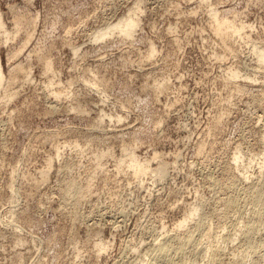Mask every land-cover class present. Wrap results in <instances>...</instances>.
Listing matches in <instances>:
<instances>
[{"label": "rangeland", "instance_id": "obj_1", "mask_svg": "<svg viewBox=\"0 0 264 264\" xmlns=\"http://www.w3.org/2000/svg\"><path fill=\"white\" fill-rule=\"evenodd\" d=\"M136 1L0 0L9 30L22 19L15 39L0 33L6 79L18 66L32 77L10 86L18 89L10 101L0 97V264H264V66L255 52L264 46V0H142L133 37L94 40ZM213 7L247 23V37L224 42ZM235 67L242 76L231 79ZM94 77L106 101L89 85ZM108 111L115 117L100 120ZM130 140L150 160L147 174L118 169ZM108 149L101 166L96 153ZM194 203L209 224L194 231L190 251L186 243L185 252L151 258L167 233L193 230L197 219L177 224ZM218 243L211 261L208 246Z\"/></svg>", "mask_w": 264, "mask_h": 264}, {"label": "bare ground", "instance_id": "obj_2", "mask_svg": "<svg viewBox=\"0 0 264 264\" xmlns=\"http://www.w3.org/2000/svg\"><path fill=\"white\" fill-rule=\"evenodd\" d=\"M144 1V0H143ZM142 0H137L136 2H135V4H134V6H132L131 8H129V10L126 12V13H124L123 15H121L120 17H118L117 19H115V20H112V21H110V22H107V23H105L104 25H102L101 27H98L97 29H96V31L94 32V40H101V39H106V37H109V36H111V35H115L116 33H118V34H121V35H123L124 37H133V35H134V33L136 32V30H137V27L139 26L140 27V24H141V19H140V13H141V5H142V2H143ZM204 1H208V0H204ZM211 15H212V17H213V20H214V24H213V28H214V30H215V33H217L220 37H221V39L224 41V42H229L228 40L229 39H232V38H234V37H238V36H240V38L242 37H247V35H246V28H248L249 27V25H247V23H245V22H239V21H237L236 20V18H231V17H228V16H226V17H221L220 16V14H219V9L218 8H216V7H213L212 8V11H211ZM26 18V17H25ZM23 19H24V17H23ZM21 20L22 19H20L19 17L18 18H16V20H15V29L13 30V31H11V30H9L8 28H7V26H6V23H5V21H4V19H3V17H2V15H1V13H0V33H2V35H3V37H4V39H5V42L6 43H8L9 41H11L12 39H15L16 38V36H17V33L19 32V30H20V28H21ZM25 23V22H24ZM253 27V26H252ZM138 31V30H137ZM136 34V33H135ZM33 38V33H30L29 35H28V39H27V41H26V43H25V46L31 41V39ZM244 39V38H243ZM150 43H152V42H150ZM225 43V44H226ZM228 44V43H227ZM227 44H226V46H227ZM230 44V43H229ZM80 45V44H79ZM79 45L78 46H76V45H74L73 47H72V49H74V51L75 52H78V50H79ZM150 49H149V52H148V56L149 57H152V56H155V54L157 53V47L154 45V43H152V44H150ZM230 47H231V45H230ZM230 47H227V48H230ZM232 50H234L233 49V46H232V48H231ZM228 50V49H227ZM230 50V49H229ZM255 52H256V54H257V57H258V60H259V62H260V64H263L262 66H264V46H261V47H255ZM15 55H17V54H15ZM100 65V64H99ZM101 65H102V63H101ZM101 67H103V65L101 66ZM97 69H100V68H97ZM97 69H95V70H97ZM44 71L46 72V73H51V72H53L54 71V67H53V61H52V59H50V58H48V59H46L45 61H44ZM100 71V70H99ZM18 72L20 73V75H17V76H15V78H13V77H10L9 79H6V75H5V73H4V69H3V65H2V62H1V55H0V92H3L2 93V95H0V97L2 98L1 100H3V101H6V102H8V101H10L13 97H15L16 96V94H17V90L18 89H11L10 88V86H12V85H14V84H17V87L18 86H21V85H23V83L26 81V80H30L32 77H31V70L30 69H28V70H26L24 67H22V66H18ZM95 73V72H94ZM97 73V72H96ZM95 73V74H96ZM96 76H98V75H96ZM229 76H230V78L231 79H233V78H239V77H241L242 76V73H241V70L240 69H238V68H231L230 69V72H229ZM20 79H22L21 81H20ZM102 81H103V79H99L98 77H94L93 79H90V80H88V82H89V85L90 86H94V87H96V88H98V90H100L101 89V83H102ZM50 83L51 84H55L56 82H53L52 80L50 81ZM161 85V84H160ZM163 85V84H162ZM158 86V85H157ZM240 87H241V85H239ZM160 88H161V86H160ZM156 89H158V87L156 88ZM161 90V89H160ZM101 93H104L105 95H106V97H103L102 99L104 100V101H106V98L108 97V94L106 93V92H104L103 91V89H101ZM60 93L61 92H58V91H56L55 90V95L56 96H60ZM56 100V99H55ZM52 101H54V100H52ZM51 101V102H52ZM57 101V100H56ZM54 103V102H53ZM122 103H124L123 101H122ZM121 104V103H120ZM122 105V104H121ZM124 105V104H123ZM55 106V105H54ZM53 106V107H54ZM75 106V105H74ZM73 106V107H74ZM76 107V106H75ZM78 108V107H77ZM80 109H81V107H80ZM103 111H105V109L103 108ZM111 113H112V111H111ZM106 115H108V116H110L111 118L112 117H115L114 115H112V114H109V111H108V113L107 112H104V113H102V116L100 117V120H102V119H104V117L106 116ZM120 115V114H119ZM122 119V117L121 116H118V120H121ZM131 141V140H130ZM136 144H135V142L134 141H131V142H126V143H124V145H123V148H124V154L123 155H121V157L118 159V169H122V167H124L125 165L126 166H128L127 168H131L132 170H133V173H135V174H147L148 172H149V170H150V167H151V162H150V160H148V159H144L143 160V158H141L140 156H139V154L137 153V151H136ZM75 147H81L82 148V144L80 143V142H78L77 140L75 141ZM57 153H58V156H61L62 155V151H61V149L59 148V150L57 151ZM112 153V150H110V149H108V150H105V151H101V152H99V153H96V155H97V157L96 158H98V160H99V162H98V164L99 165H103V157L104 156H106V155H110ZM244 151H243V149L242 148H240V147H238L237 148V151H235V153H234V157H233V160H234V162L233 163H235V165H237L238 167L237 168H239V166H241V164L243 163V157H245V155H244ZM103 160V161H102ZM255 160V157H251L250 158V162H249V165L253 162ZM49 163H51L50 161H49ZM260 164H261V166L263 167L264 166V157H263V160L260 162ZM123 170V169H122ZM125 170V169H124ZM159 170H164V167L163 166H160L159 167V169L157 170V171H159ZM48 172H49V168L48 169H43V171H42V173H43V176L44 177H46L47 175H48ZM161 175H163V173L162 174H160V175H156V176H161ZM245 179L247 180L249 177H250V175L247 173V170L245 171ZM222 200H224V198L222 199L221 198V201ZM199 210H200V205L199 204H197V203H194L192 206H191V208H190V212L188 213V214H186L184 217H183V219H181L180 221H179V223L177 224V226H178V228H181V227H184L189 221H191V220H194L193 222H196V216H197V214L199 213ZM15 211H17V210H15ZM12 213H15V212H12ZM15 215V214H14ZM14 215H13V219L15 218L14 217ZM16 216V215H15ZM18 217V216H17ZM16 219V218H15ZM207 220H209V219H205V218H203V217H201V218H198L197 219V222H196V224H195V227H193L192 229V231H190L189 232V234H187L186 236H185V238H183V237H181V238H183V239H181V238H179V235H178V233H175V234H171V232H170V235H168V233L166 234L167 236H165L163 239H162V241L160 240V241H157L156 243H154V244H152L151 245V247H150V249H152V253H151V258H156V257H163V258H165V257H168L169 256V254H170V252L171 251H173V249H177L178 250V252H179V250H181V249H183L184 248V245L186 244V243H188L189 241L191 242V243H193L194 244V234H196V233H194V231L195 230H200V232H202V231H204V230H202V229H200V228H203V226H207L206 224L208 223V221ZM2 221H3V219H2ZM13 222V221H12ZM16 222H18V220H16ZM210 222V221H209ZM19 223V222H18ZM190 223V222H189ZM20 224V223H19ZM19 224H17V225H19ZM194 224V223H193ZM192 224V225H193ZM209 224V223H208ZM21 226V225H20ZM204 228H206V227H204ZM20 229H21V227H20ZM23 229V228H22ZM176 229V228H175ZM174 229V230H175ZM208 229V228H207ZM209 229H210V226H209ZM180 230V229H179ZM197 230V231H198ZM202 230V231H201ZM175 231H177V230H175ZM196 231V232H197ZM206 231V230H205ZM210 231V230H209ZM264 231V230H263ZM199 232V233H200ZM207 232H208V230H207ZM207 232H203V233H207ZM261 231H259V233H260ZM172 233H173V231H172ZM199 233H197V234H199ZM208 233H210V232H208ZM263 233V232H262ZM4 234H6V232L4 233ZM9 234V233H8ZM7 234V235H8ZM180 234V233H179ZM196 234V235H197ZM201 235V234H200ZM199 235V236H200ZM202 235H204V234H202ZM16 237V236H15ZM201 238V241H202V236L201 237H199V239ZM204 238H205V236H204ZM19 239V242H21V240L23 239L22 237H19L18 238ZM181 239V240H180ZM196 239V238H195ZM199 239H198V241H199ZM206 240V239H205ZM197 241V240H196ZM152 243V242H151ZM190 243V244H191ZM217 244V243H216ZM219 244V243H218ZM97 247H98V251H103V250H106L107 249V245H105L104 244V241H100V242H98L97 244ZM187 246V248L189 247L188 245H189V243L188 244H186ZM214 246H212V245H210V246H208V248L210 249H213V251H212V256L211 257H213V258H211V261H212V259H216V257L218 256V251H219V248H221V243L219 244L220 245V247L219 246H217V245H215V244H213ZM192 246V245H191ZM191 246H190V248H191ZM194 246V245H193ZM214 247V248H213ZM256 247H258V246H254L253 248H252V252H255L256 251V253H254V254H257L258 255V253L259 252H257V250H256ZM194 248V247H193ZM192 248V249H193ZM208 249V250H209ZM225 249V248H224ZM207 250V251H208ZM221 250V249H220ZM223 250V249H222ZM176 251V250H175ZM185 251H187V250H185V248H184V252ZM188 251H190L189 250V248H188ZM225 251V250H224ZM182 252V251H181ZM180 252V253H181ZM196 252V251H195ZM222 252V251H221ZM221 252L219 253V254H221ZM148 253H150L149 251H148ZM175 253V252H174ZM183 253V252H182ZM188 253V252H187ZM226 253V252H225ZM176 254V253H175ZM184 255H186V253H183ZM182 254V255H183ZM148 255V254H147ZM176 256V255H175ZM177 256H179V254H177ZM223 257H221V255H219V257H221V258H224V257H228V256H224V255H222ZM256 256V255H255ZM183 257V256H182ZM229 257H231V256H229ZM172 258H173V256H172ZM179 258V257H178ZM218 258V257H217ZM257 258V257H256ZM256 258H255V260H256ZM158 259V258H157ZM162 259V258H161ZM160 259V260H161ZM168 259H170V258H167V260ZM175 259H177V258H175ZM174 259V260H175ZM180 259V258H179ZM225 259V258H224ZM149 260V259H148ZM153 260V259H152ZM154 260H156V259H154ZM159 260V259H158ZM164 260H166V259H164ZM166 260V261H167ZM171 260V259H170ZM210 260V259H209ZM217 260V259H216ZM225 260H227V261H229V259H225ZM225 260H224V262H225ZM234 260V259H233ZM233 260H230L231 262L233 261ZM157 261V260H156ZM171 261H173V260H171ZM176 261V260H175ZM195 261V260H194ZM193 261V262H194ZM210 261V262H211ZM223 261V260H222ZM147 262V261H146ZM146 262H144L145 264H146ZM150 262V261H149ZM174 262V261H173ZM186 262V261H185ZM216 262V261H215ZM214 262V263H215ZM218 262V261H217ZM234 262V261H233ZM143 263V264H144ZM148 263V262H147ZM189 264L191 263V262H188ZM188 263H186V264H188ZM219 263H220V261H219ZM149 264H152V263H149ZM193 264H201L200 262H198L197 260H196V262H194ZM213 264V263H212Z\"/></svg>", "mask_w": 264, "mask_h": 264}]
</instances>
